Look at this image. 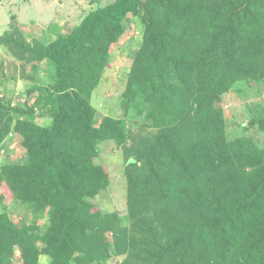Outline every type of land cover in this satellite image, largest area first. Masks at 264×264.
I'll use <instances>...</instances> for the list:
<instances>
[{
	"label": "trees",
	"instance_id": "trees-1",
	"mask_svg": "<svg viewBox=\"0 0 264 264\" xmlns=\"http://www.w3.org/2000/svg\"><path fill=\"white\" fill-rule=\"evenodd\" d=\"M130 14L142 16L145 31L124 105L142 96L162 127L130 163L172 156L183 177L163 213L169 224L156 264H264V153L230 144L222 118H214L221 95L238 81L264 79V0H113L46 42L26 44L17 30L1 36L28 62L51 59L55 76L42 88L51 126L14 118L0 105V144L20 132L28 155L0 172V198L7 184L16 202L48 212L42 248L34 227L19 229L0 213V264H14L17 246L25 264H39L43 254L50 264L103 257L109 219L93 199L109 175L95 158L103 141L123 142L127 132L110 116L97 123L91 100Z\"/></svg>",
	"mask_w": 264,
	"mask_h": 264
},
{
	"label": "rangeland",
	"instance_id": "rangeland-1",
	"mask_svg": "<svg viewBox=\"0 0 264 264\" xmlns=\"http://www.w3.org/2000/svg\"><path fill=\"white\" fill-rule=\"evenodd\" d=\"M112 1L0 0V37L17 30V38L26 44L46 42L79 24L92 9ZM144 31L142 16L130 14L126 31L113 45L109 64L92 93L97 123L106 116L121 120L127 139L103 141L100 154L95 158V162L107 171L109 185L93 201L109 222L102 223L105 239L101 240L100 254L103 257L99 262L84 264H156L153 255L165 242L169 224L163 213L178 199L181 187L178 180L183 177L172 156H161L151 163L144 160L134 165L130 163L139 151L155 142L162 128L151 114L152 105L146 104L142 96L131 106L124 105V93L135 57L143 46ZM6 40L0 43V105L14 118L31 117L41 126H51V108L45 105L46 94L42 88L53 84V61L28 62L18 57ZM215 110L214 118H222L230 144L243 141L247 149L264 153V126L260 124L264 121V79L238 81L221 95ZM252 120L257 122L250 126ZM23 141L22 134L13 131L0 144V172L8 164L28 161ZM7 187V184L1 187L4 198H0V213H8L19 229L34 227L35 244L42 248L48 212L16 202ZM12 254L14 264H25L20 247L17 246ZM201 260L197 263L204 264V259ZM50 263L51 257L47 254L40 257L39 264Z\"/></svg>",
	"mask_w": 264,
	"mask_h": 264
}]
</instances>
